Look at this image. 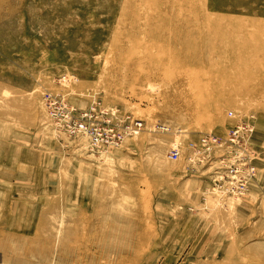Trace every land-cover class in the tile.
<instances>
[{"label":"rangeland","instance_id":"374dc122","mask_svg":"<svg viewBox=\"0 0 264 264\" xmlns=\"http://www.w3.org/2000/svg\"><path fill=\"white\" fill-rule=\"evenodd\" d=\"M147 124L92 152L59 136L47 94ZM253 115L258 172L211 190L226 136ZM0 264H264V0H0Z\"/></svg>","mask_w":264,"mask_h":264},{"label":"built area","instance_id":"2783aa9c","mask_svg":"<svg viewBox=\"0 0 264 264\" xmlns=\"http://www.w3.org/2000/svg\"><path fill=\"white\" fill-rule=\"evenodd\" d=\"M44 106L59 136L83 142V146L92 152L119 146L126 139L149 130L176 135L169 156L174 160L182 156V128H174L160 121L147 124L144 119L134 118L99 98L82 108L65 95L47 93ZM228 114L237 118V121L226 136L208 133L197 143H190L192 159L198 157L204 161L219 153L220 166L216 170L214 187L210 192L220 199L243 196L255 179L260 162L259 151L254 144L256 126L253 115L233 110Z\"/></svg>","mask_w":264,"mask_h":264}]
</instances>
